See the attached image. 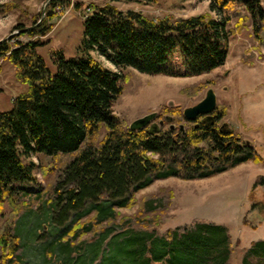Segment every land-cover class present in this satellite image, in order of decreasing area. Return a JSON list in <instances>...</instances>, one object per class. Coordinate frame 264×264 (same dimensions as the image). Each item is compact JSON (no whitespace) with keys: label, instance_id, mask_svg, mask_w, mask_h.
I'll return each mask as SVG.
<instances>
[{"label":"trees","instance_id":"1","mask_svg":"<svg viewBox=\"0 0 264 264\" xmlns=\"http://www.w3.org/2000/svg\"><path fill=\"white\" fill-rule=\"evenodd\" d=\"M110 3L96 6L86 16L84 54L68 59L62 52L55 53V71L37 53L55 26L53 11L40 23L42 13L35 16L32 27L20 20L14 26L19 35L0 43V60L10 58L18 77L29 84V91L15 100L13 111H0L1 215L6 204L13 207L12 214L20 212L14 185L36 183L38 166L30 160L36 155L74 154L64 163L63 174L48 186L56 208L52 222L58 225L87 202L101 198L118 201L119 208H131L134 196L157 180L205 179L245 163L264 164V157L228 128L219 130L208 122L199 128L187 124L182 131L179 124L185 118L178 107L169 105L163 110L167 115L163 128L132 131L114 112L127 77L91 54L97 52L118 69L142 74L205 75L226 64L230 37L245 30L248 22L255 40L264 47V0H212L210 8H219L221 19L210 15L154 18L137 10L121 11ZM70 5L71 0H52L51 10ZM234 19L236 27L230 28ZM22 37L30 41L23 42ZM176 54L180 68L171 62ZM185 92L194 95L197 88ZM218 113L226 117L227 107H219ZM109 209L98 208L95 218L99 222L79 221L72 234L81 230L79 235H85L90 223L94 236L88 241H93L101 233L99 217L114 211ZM244 225L256 228L248 219ZM13 229L7 221L0 233L3 256L8 259L19 249ZM231 240L225 227L196 220L193 227L169 230L162 239L129 237L126 244H117V250L127 254L121 264H230ZM242 255V264H252V256L264 260V240L253 242Z\"/></svg>","mask_w":264,"mask_h":264},{"label":"rangeland","instance_id":"2","mask_svg":"<svg viewBox=\"0 0 264 264\" xmlns=\"http://www.w3.org/2000/svg\"><path fill=\"white\" fill-rule=\"evenodd\" d=\"M211 1L122 0L110 3L108 0H71L70 7L51 10L52 0H0V43L19 35L14 26L20 20L32 27L35 16L42 13L40 23L53 11L51 22L55 26L44 39L48 43L39 47L37 53L55 71V53L62 52L68 59L84 54V20L96 6L110 3L121 11L137 10L154 18L210 15L221 19L220 9L210 8ZM237 9L246 14L243 9ZM237 22L234 19L230 28H235ZM21 40L29 42L30 38L22 37ZM229 44L230 53L224 66L188 78L142 74L131 68L118 69L97 52L91 54L105 67L127 77L114 112L128 126L147 114L162 112L170 103L184 112L201 102L213 88L218 104L228 107L226 121L229 126L249 139L264 157V47L255 40L251 22L241 33L230 37ZM244 61L252 65H246ZM171 62L174 67H181L177 54ZM193 87L197 88L194 95L185 92ZM28 91L29 84L18 77L13 61L10 58L0 60V111H13L15 100ZM104 135L103 131L101 139ZM73 156L31 157L38 166L34 171L36 183L15 184L20 212L12 214L13 207L6 204L4 215L0 214V233L5 222H10L19 249L8 259L3 256L0 245V264H118V261L121 264L127 254L120 248L118 252V243L126 244L129 237L162 239L169 230L175 232L179 227H193L196 220L223 226L229 231L234 249L230 264H242V250L250 248L253 242L264 240L262 163H245L205 179L172 177L157 180L134 196L136 203L131 208H119L118 201L101 198L87 202L81 210L71 213L63 225H58L52 222L56 208L54 194L48 186L63 174L64 163ZM102 206L106 211L110 207L114 211L99 217L101 233L88 241L94 236L92 226L99 222L95 217ZM245 219L256 228L244 225ZM79 221H94L87 225L89 230L85 235H79L81 230L72 234ZM250 262L264 264L263 259L253 256Z\"/></svg>","mask_w":264,"mask_h":264},{"label":"flooded vegetation","instance_id":"3","mask_svg":"<svg viewBox=\"0 0 264 264\" xmlns=\"http://www.w3.org/2000/svg\"><path fill=\"white\" fill-rule=\"evenodd\" d=\"M246 65H249V64H246ZM215 83H212V85H214ZM213 90L214 91V89L213 88H210L209 90ZM208 90V91H209ZM215 92V91H214ZM208 93V92H207ZM215 94H216V92H215ZM207 95V94H206ZM216 98H217V94H216ZM223 106H226V105H223ZM219 107H221V105H219L218 104V99H217V106H216V108H215V110L213 111V112H211V113H209V114H202V115H199L194 121H189V120H187L186 118H185V115H184V112H183V115H184V118H185V121H184V124L183 123H181V124H179V125H181L180 127H181V129H182V131H184V129H185V126L188 124V125H190V126H194V127H196V128H199V126H200V124L202 123H208V122H210L211 123V125L213 126V125H215V128L216 129H219V130H224L225 128H228L229 130H231L237 137H240V138H242L245 142H247V143H249L255 150H257L256 149V147L254 146V144L249 140V139H247L243 134H239V133H237L234 129H232L230 126H229V124L227 123V121H226V119H227V117H228V114H227V116L226 117H224V118H220L219 117V113H218V109H219ZM227 107V106H226ZM227 110H228V107H227ZM157 113V117H156V119H154L146 128H144V129H147V130H149L151 127H153V129L154 130H159V127H164V120L167 118V115H163V111L162 112H160V113H158V112H156ZM229 113V112H228ZM160 115H163V118H161L160 117ZM182 126H183V128H182ZM214 127V126H213ZM185 132V131H184ZM258 152V151H257ZM259 153V152H258Z\"/></svg>","mask_w":264,"mask_h":264},{"label":"water","instance_id":"4","mask_svg":"<svg viewBox=\"0 0 264 264\" xmlns=\"http://www.w3.org/2000/svg\"><path fill=\"white\" fill-rule=\"evenodd\" d=\"M43 19V18H42ZM173 106V103H170ZM217 106V98L215 92L211 89L208 91L206 97L198 104L188 107L184 110L185 118L189 121H194L199 115L209 114L215 110ZM157 113L153 112L133 121L129 128L132 131H140L146 128L154 119H156ZM183 128V126H182ZM153 129V127H151Z\"/></svg>","mask_w":264,"mask_h":264}]
</instances>
